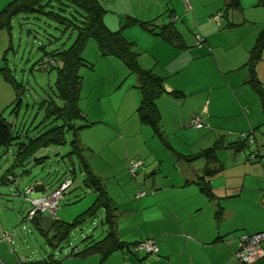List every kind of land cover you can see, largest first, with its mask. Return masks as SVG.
<instances>
[{
	"label": "rangeland",
	"instance_id": "374dc122",
	"mask_svg": "<svg viewBox=\"0 0 264 264\" xmlns=\"http://www.w3.org/2000/svg\"><path fill=\"white\" fill-rule=\"evenodd\" d=\"M148 1L149 3L154 2V0ZM163 1L166 3L168 0ZM178 1L180 3L178 15L181 16L182 13L186 12L193 19L181 21L178 18L175 21L177 22L176 25L180 29L186 44L196 47L192 42L195 33H199V28L196 26L198 23L194 18H197L199 22L203 18L197 14L196 17H192V10H186L182 0ZM205 1L195 0L193 3L201 12H204L208 7L206 4L202 6ZM8 2L10 0H0V10ZM216 3L219 4V12L222 13L224 0H219ZM240 3L243 6L242 11L244 8V13L247 11L249 16L251 14L249 0ZM166 5L171 8L170 2H167ZM122 6L124 7V5ZM139 6H141L140 0H128V5L125 4V7L128 8ZM146 6H144L145 9H150ZM151 6V10L157 12L154 18L156 23L170 22L169 12L164 11L162 13L166 6L161 8L163 6L161 2L160 7ZM42 7L43 12L24 13L15 16L11 20L9 34L5 29H0V67L4 65L1 57L5 55L6 66L23 87L21 104L12 116L11 112L15 107V91L11 85L3 80L0 74V94L3 98L0 99V113L12 124L13 132L19 134L20 140H26L27 137L47 128V121L40 123L44 118V109L40 108L39 103L43 99L53 98L58 105L61 104L54 90L56 70L47 64H39L42 61L46 63L45 53L67 49L73 43L75 33L70 30L72 28L65 29L64 23L59 22L58 17L68 18L70 24H78L81 18V15L77 13L78 9L74 7L66 6L65 11H61L58 10L55 3L47 4L45 1H43ZM242 11L229 10L227 13L226 18L234 24L225 28L227 29L226 33H228L226 35L231 36V39L235 35H240L245 29L243 27H246V24H243ZM261 11L264 13V5ZM124 15L119 16L117 12L106 9L103 21L107 27L115 30L121 24ZM127 15L134 16L132 14ZM204 18L216 30V23L210 20V15ZM221 21L225 23V17H222ZM263 25L264 23L261 28ZM137 32L138 30L129 28L124 31L129 40H132ZM228 36L226 38H229ZM157 39L159 45L149 46V39L145 36L142 38L144 47L135 46L134 50L139 53L138 61L141 68L148 69L152 66V68H156V72H163L165 63L172 59L171 52L164 45L169 47L171 44L161 38ZM223 39L224 37L221 35H217L213 39V42L219 45L217 53L223 51ZM232 41L229 44L224 42V46H231ZM229 50L232 49L229 48ZM81 55L86 64L81 66L78 71L82 78L78 107L86 116V121L92 124L76 130L74 136L83 147V152L80 153L82 160L90 167L92 174L101 180L107 195L117 207L116 218L119 239L131 242V239L139 238V234H143L152 228L155 229V227L161 228V223L155 221L159 211L166 213L169 207H175V211L178 213L182 211L189 215L188 200L190 197L187 198L189 195L187 186L166 190L159 185H163L164 182H168V185L174 182L180 184V180L186 182V178L190 177L192 172H188L187 163L179 159L178 154L197 153L211 146L214 139L205 140V129H209L207 126L206 128L202 126L201 129L203 140H200V136L195 134L193 136L194 130L197 131V129L189 127L187 130L177 131L175 137L165 135L169 147L166 146L158 136L152 134L149 126L142 125L138 120L136 108L140 101V94L136 87L135 75L130 74L119 59L113 56L101 57L93 39L86 41ZM89 65L91 66L89 67ZM211 73V69L208 68L204 60L197 59L189 65L188 70L184 72V77L188 82L197 83L205 74L204 78H209L213 82L214 77ZM181 77L183 78V73ZM244 87L251 89L248 84ZM249 91L253 94L252 90ZM255 97L256 109L261 111L259 98ZM86 121L80 118L75 121V124L78 126L86 123ZM72 137L73 132L69 131L65 136V144L38 149L23 167L13 169L14 181H4L7 176L5 174L0 177V206L3 208L1 213L9 224L5 228L11 234L10 240L0 245V253L6 258L5 264H99L98 254H92L83 259L69 255L72 250L74 252L75 249L80 250L85 246L84 238L86 236H91L90 239L94 242L104 237L107 232V226L103 222L104 208H99L92 218L72 228L69 236L62 242L58 239H52L53 230H49V232L47 229L42 230L35 222L27 219L31 204L26 200L27 194L24 191L27 186H32L35 183H45L47 188L44 195H47L58 188L65 179L71 181L62 198L58 200L52 216L58 221L71 222L77 214L89 207L95 200L96 192L82 182L84 176L79 164V156L76 153L69 154ZM187 139L194 140L193 144L183 143ZM197 140L200 142L198 143ZM254 146L251 145L248 150H253ZM14 150V146L0 148V172L9 169ZM182 150L184 153L181 152ZM245 152L247 153V150H244ZM218 153L219 157L222 153L223 161L227 162L228 165L229 157L232 154L227 151ZM40 157L42 160L39 162L34 160ZM135 160L140 165L132 176L128 167L130 162ZM202 163V160H196L193 165L198 164L200 166ZM236 180H234L235 184L243 188L240 196H225L220 195L221 193L216 196L220 197L218 201L222 206V214L227 213L226 223L231 230L229 235L237 238L236 241H238L239 238L264 231L260 229L261 226H264V206L258 203L262 193L260 184L264 182V178L262 180L259 177L257 185H254L252 183L253 178L248 176H245L244 179L242 176L241 179ZM154 184H158V186ZM151 190L154 192L153 194L150 193ZM139 191H147L148 194L136 198ZM204 199L206 200V198ZM197 211L198 215L193 219L188 216V221H186V225H192V231L197 217L198 223L201 222L202 224L209 215L211 220L213 216V220L216 221L213 202L206 200V204H203L202 200L201 207ZM218 223L220 225L222 223V228L226 227L223 217ZM164 225L163 227H165ZM203 231V228L199 229L200 234ZM262 246L264 247V241ZM136 253L139 254V257L136 256ZM156 258L157 256L154 254H146L144 251L123 247L112 251L102 264H147L148 260ZM234 259L236 263L242 264L236 258ZM250 264H264V256Z\"/></svg>",
	"mask_w": 264,
	"mask_h": 264
},
{
	"label": "crops",
	"instance_id": "0c3cea01",
	"mask_svg": "<svg viewBox=\"0 0 264 264\" xmlns=\"http://www.w3.org/2000/svg\"><path fill=\"white\" fill-rule=\"evenodd\" d=\"M109 1L111 0H101L100 2L105 5L107 11L111 9L112 12H117L119 16L126 13L132 14L140 19H154L157 12L151 10V5H157L160 7V2L163 5L161 8L166 6L162 13L167 11L171 16H179L178 7L180 3L178 0H166L171 3V8L169 5H166L167 2L165 3L163 0H154V2L151 3H149L148 0H140L141 6L132 8L125 7V4L128 5V0H112L108 3ZM194 1L195 0H190L192 5L188 4L189 7L186 10H192V17H196L197 14L201 15L200 17L203 18L200 22L197 21V18H194L198 23L196 24L195 22L196 26L199 28V34L203 37V43L200 46H197L194 38L192 44L196 47L187 45L184 40L183 41L186 44L184 49H177L173 46L168 45L169 47H167V45H164L165 48L171 52V61L165 63L163 72H156V68H152V66L150 67L155 73L166 78V90H178L185 93L184 98L177 99L168 94H163L157 99V108L161 114V129L169 137H175L179 130H187L189 127L194 128L197 129V131L194 130L193 136L195 134L196 136H200V140H203V134L201 133L202 127L195 128L190 125V118L194 115H199L202 123H205L203 128H206V126L209 128L205 129V140L210 138L215 140L219 136H223L224 142L229 143L238 140L243 133L252 131L255 140L257 141L254 143L258 144V147L260 146V154H262L261 152L264 153V113L261 104V111L256 109L255 96L258 97L256 92L250 88L247 89L244 87L247 86L244 81L248 77V74L244 69H240V66L246 62L248 52L259 31L263 28H261V26L264 23V13L261 10L264 5V0H249V11L251 14L248 16L247 11L244 13V8L242 11L243 24H246V27H243L245 28L244 31L241 32L240 35H235L233 39L230 38L231 36L226 35L228 33H226L227 29L225 28L230 27L227 26V23H231L228 18H225V23L220 21L221 24L219 26L214 24L216 30H214L211 23L204 18L205 16L215 14L220 10L219 4L216 3L219 0H206V3H202V6L205 4L208 6L204 12L202 11L203 13L195 3H193ZM245 1L246 0H241L240 2ZM121 4L124 5V7ZM145 5L150 9H145ZM241 7L243 6L241 5ZM188 14L189 13L186 12L182 13L183 16L181 15L182 17L179 16L178 18H180L181 21H183V19H193ZM188 16L190 17L188 18ZM176 23L177 22L174 21L175 27L180 32ZM231 24L234 25L233 23ZM129 29L138 30L135 37L131 40L135 42L138 47H144L142 38L145 36L149 39V46L160 44L157 39L158 37L156 36L148 34L137 27H130ZM124 31L123 35L127 38L128 36H126ZM217 35L224 37L222 41V53H217L219 45L213 42V39L217 37ZM227 36L229 38H226ZM231 41V46H224V42L229 44ZM229 48L232 50L230 51ZM152 57L156 59L154 56ZM197 59H203L208 68L211 69V75L214 77L213 82L209 78L205 79V74L197 83L185 80L184 72H186L189 65ZM255 69L257 76L264 87V49L261 54V59L256 63ZM182 73L183 78L181 77ZM249 90H252L253 94ZM0 99H3L2 94H0ZM200 140H197V142L199 143ZM184 142L187 145H192L194 140L187 139L183 141V143ZM223 151H227L232 155L229 157L230 164L228 163L227 165V162L223 161L222 153L220 157L218 155L219 153H217L218 159L223 164L224 169L210 177L211 187L215 196L219 193H221L220 195L225 196H240L243 188L242 186L235 184L234 180L237 179L236 181H238L242 176L243 179L245 176L253 178L252 183H254V185H257L259 177L263 180L264 159L256 157L255 159L249 160L246 152L244 153L241 151L234 153L230 150ZM181 152L184 153L183 150ZM223 154L225 155V152ZM187 165L189 168L188 172H192V175L186 178L188 182L187 185H184L185 181L180 180V184L174 182L173 184L168 185V182H164L163 185L159 186L166 190H174L176 188L187 186L189 194L187 195V198L190 197V200H188L189 215L184 214L182 211H179L178 213V211H175V207H169V210L166 213H161V211H159L160 213L155 221L161 223V228H152L143 234H139V238H133V240L131 239L130 241L133 242L147 238H154L156 244L159 243L157 245L158 252L154 254L157 258L148 260L147 264H239L234 261V258L236 257L233 255V250L237 245V238L229 235L231 230H229L230 227H228L226 223L227 213L222 214L221 211V217L219 220L223 217L225 220L224 226L226 225V227L223 228L221 227L222 223L220 225L216 219V221H214L213 216L211 220L210 215L208 218H205V225L201 222L198 223L197 217V219H195V227L193 225V231L192 225H186L188 216H191L193 219V217L199 214L196 212L200 209L202 200L203 204H206V200L213 202V211L216 210L217 203L220 205L218 199L205 200L204 198L206 197L199 192L198 187L195 184L196 176L201 173L204 162L200 166L198 164L194 166L193 163ZM215 166L216 165L210 164L209 168H214ZM4 174L3 171L0 172V177H3ZM7 180L13 181L6 176L4 181L8 182ZM154 185L158 186V184ZM260 186L262 188V193L259 196L260 201L258 203L264 206V182H262ZM27 188L31 189L30 193L26 192L27 197L30 198L41 194L44 195V191L47 187L45 183L41 182L35 183L32 186H27L26 189ZM2 211L3 208L0 206V245L5 244V241H9L11 238V234H9L5 228L8 227L7 225L9 224L5 220V217H3V213H1ZM163 225L165 227H163ZM202 228L204 229L203 233H205H202L203 235L199 232V229L201 230ZM260 229L264 230V226H261ZM6 236H8L9 239H7ZM217 236H223L224 238L222 240H215ZM136 256L139 257V254L136 253ZM0 259V264H5L6 258L2 253H0Z\"/></svg>",
	"mask_w": 264,
	"mask_h": 264
},
{
	"label": "trees",
	"instance_id": "16d2710c",
	"mask_svg": "<svg viewBox=\"0 0 264 264\" xmlns=\"http://www.w3.org/2000/svg\"><path fill=\"white\" fill-rule=\"evenodd\" d=\"M43 1L47 4L51 2L55 3L58 10L61 11H65L64 8L66 6L74 7L78 9L77 13L81 15V18L78 24H70L68 18L62 16L58 17L59 22L64 23L63 25L65 26V29L72 28L70 30L75 33L73 43L67 49L54 50L45 53V56L47 57L46 63H44V61L39 62L40 65L47 64V66L56 70L54 90L56 97L61 102V104L58 105L53 98H48L43 99L39 103L40 108L44 109V118L40 123L47 121V128L43 131L37 132L31 137H27L26 140H20L19 134H14L13 132L12 124L0 113V148H7L10 146L15 147L12 154V163L9 166V169L7 168L4 173L7 175V178L9 177L10 180L14 181V176L12 174L13 169L23 167V165L33 157L35 152L42 147H48L51 145L60 146L65 144L66 134L69 131H72L73 137L70 140L71 150L69 151V154L76 153L79 156V164L84 176L82 182L96 192L95 200L89 207L77 214L71 222L53 220L51 221L49 228H45L42 227L38 219L33 218L32 221L35 222V224H37L42 230L47 229L48 232L49 230H53L54 234L52 239H58L62 242L69 236V232L72 228L82 224L89 218H92L99 208H104L105 216L103 218V222H105V225L107 226V232L104 237L94 242L90 239L91 236H86L84 238L86 241L85 246L80 250L75 249L74 252L72 250V253L69 255L83 259L89 255L98 254L100 258L99 264H102L112 251L122 249L123 247L134 249L137 244L144 240L152 239L155 242V239L147 238L141 241L133 242L121 241L119 239L116 218L117 207L115 206L113 200L107 195L101 180L92 174L90 167L82 160L80 153L83 152V147L77 142L74 136L75 131L86 127L87 125H91L92 123L86 121L85 115L82 114L78 107L79 91L82 84V78L78 71L81 66L86 64V61L81 55V51L86 41L93 39L97 44L98 52L101 57L113 56L119 59L129 70V73L135 75L137 79L136 87L138 88L140 94V101L136 108L138 120L142 125L149 126L153 132L152 134L158 136L163 144L169 147L167 139L165 138L166 134L161 129V114L157 108L156 101L163 94H168L178 99L184 98L185 93L178 90H166L165 77L155 73L150 68H141L138 61L139 53L134 50L136 44L123 35V30L130 27H137L148 34L163 39L177 49H184L186 44L183 41L181 33L174 25V21L178 19L177 16H171L169 13L168 17L172 18L170 22L159 24L156 23L154 19L144 21L126 14L123 16V20L119 27L112 30L107 27L103 21V15L106 12V8L99 0H10V2H8L6 6L0 10V29H5L9 34L11 29V20L18 14L43 12ZM187 2L189 4V0H187ZM229 10L242 11L240 0H225L223 4L222 17L224 16L226 18ZM213 15L214 14L210 15V18ZM231 25V23H227V26ZM196 34L199 33H195V35ZM202 43L203 41L200 44H197L195 40V44L197 46H200ZM263 49L264 26L259 31L248 52V58L246 62L240 66V69L247 71L248 77L244 83L248 84L251 89L256 92L264 113V87L257 76L255 69L256 63L261 59ZM1 60L4 65L0 67V74L2 75L3 80L11 85L15 91V107L12 109V115L17 112V109L21 104L23 87L20 82L16 81L13 73L6 66L5 55L1 57ZM90 66L91 65H89V67ZM195 117L200 118L199 115H194L190 118V125L192 127H195L191 123L192 119ZM80 118L84 119L86 123L76 126L75 121ZM203 125L204 124L202 123V126ZM254 142L256 143L257 141L255 140V136L252 131L243 133L238 140L229 143L224 142L223 136H219L214 140L211 146L193 154L184 155L179 153L180 155L178 154V158L187 164H192L196 160H202L204 162L201 173L196 176L195 184L197 185L199 192L204 195L206 199L217 200L219 197L215 196L210 181L211 176L224 169L223 164L218 159L217 153L223 150H230L234 153L241 151L244 152V150H247V157L249 160L255 159L256 157L261 159L264 157V153L261 152L262 154H260V146L258 147V144H255ZM251 145H255L254 149L248 150ZM34 160L39 162L42 160V157L35 158ZM133 162L138 161H131L129 164L128 168L132 176H134L135 171H137V168L140 165L138 162L139 165L133 172H131L130 166ZM210 164L216 166L214 168H209ZM66 180L69 179H65L60 183V185ZM187 184V181L184 182V185ZM27 189L24 191L25 194H27ZM139 192H144V194L137 196ZM139 192L136 194V198H140L148 194L147 191ZM150 193L153 194L154 192L151 190ZM27 198L28 197L26 195V200L29 202ZM216 207L214 216L218 222L221 217L222 208L218 203L216 204ZM223 238V236H217L215 240H222ZM238 242L239 241H237V245L233 250L234 256L238 249ZM46 263H49V261H46Z\"/></svg>",
	"mask_w": 264,
	"mask_h": 264
},
{
	"label": "built area",
	"instance_id": "2783aa9c",
	"mask_svg": "<svg viewBox=\"0 0 264 264\" xmlns=\"http://www.w3.org/2000/svg\"><path fill=\"white\" fill-rule=\"evenodd\" d=\"M185 9L189 7L187 0H182ZM222 18V13L218 12L211 16L210 20L216 23V25L220 24ZM195 40L197 44H200L203 41V37L200 34L195 35ZM195 127L199 128L202 126V122L199 117H195L191 122ZM139 165L138 162H133L131 164V172L135 170V168ZM71 181L66 180L63 182L58 188L53 190L51 193L47 195H39L27 198L31 203L32 207L27 213V219L32 220L35 218L37 213H40L43 210H47L50 216V222L55 220L52 218L54 215L55 209L57 207V202L64 195L65 190L70 185ZM27 193L31 192V189L26 190ZM144 192H139L137 196L143 195ZM9 239L8 236H6ZM264 241V231L253 233L251 235L245 236L244 238H240L237 246V251L235 252V257L238 261L250 264L251 262L259 259L264 256V249L262 247V242ZM136 251H144L146 253L154 254L158 251V248L155 242L152 239H147L139 244H137L134 248Z\"/></svg>",
	"mask_w": 264,
	"mask_h": 264
},
{
	"label": "water",
	"instance_id": "95a60500",
	"mask_svg": "<svg viewBox=\"0 0 264 264\" xmlns=\"http://www.w3.org/2000/svg\"><path fill=\"white\" fill-rule=\"evenodd\" d=\"M40 70V68H38ZM35 218L39 220V222L43 225L45 228H49L50 226V216L47 210H43L40 213H37L35 215Z\"/></svg>",
	"mask_w": 264,
	"mask_h": 264
}]
</instances>
